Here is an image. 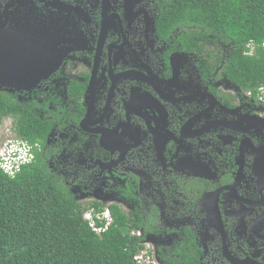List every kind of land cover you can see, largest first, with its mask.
<instances>
[{
	"label": "flooded vegetation",
	"instance_id": "obj_1",
	"mask_svg": "<svg viewBox=\"0 0 264 264\" xmlns=\"http://www.w3.org/2000/svg\"><path fill=\"white\" fill-rule=\"evenodd\" d=\"M20 17L57 66L0 91L41 121L48 178L120 208L156 264H264V102L228 78L231 43L164 24L161 0H0L1 29Z\"/></svg>",
	"mask_w": 264,
	"mask_h": 264
},
{
	"label": "trees",
	"instance_id": "obj_2",
	"mask_svg": "<svg viewBox=\"0 0 264 264\" xmlns=\"http://www.w3.org/2000/svg\"><path fill=\"white\" fill-rule=\"evenodd\" d=\"M161 22L186 25V36L231 43L228 78L254 97L264 86V0H161ZM254 42L253 54H247ZM12 116V131L35 145L44 127L27 106L0 91V121ZM37 157V156H36ZM83 206L47 175L41 159L11 176L0 167V264H137L144 247L117 206L114 221L102 234L92 230ZM164 264H192L170 260Z\"/></svg>",
	"mask_w": 264,
	"mask_h": 264
},
{
	"label": "water",
	"instance_id": "obj_3",
	"mask_svg": "<svg viewBox=\"0 0 264 264\" xmlns=\"http://www.w3.org/2000/svg\"><path fill=\"white\" fill-rule=\"evenodd\" d=\"M42 24L20 17L8 29L0 28V90L30 88L39 77L44 76L43 69L40 70L38 65L50 67L46 74L57 66V61L44 58L48 47L54 51L55 42L52 38L48 41L47 31ZM50 58H53L52 55Z\"/></svg>",
	"mask_w": 264,
	"mask_h": 264
},
{
	"label": "built area",
	"instance_id": "obj_4",
	"mask_svg": "<svg viewBox=\"0 0 264 264\" xmlns=\"http://www.w3.org/2000/svg\"><path fill=\"white\" fill-rule=\"evenodd\" d=\"M254 42H251L248 47L251 50L247 54H253ZM258 98L264 102V86L258 90ZM8 137L0 138V167L9 175L14 176L23 165L33 162L34 145L18 138L8 128ZM13 134V136H10ZM84 218L88 221L89 226L98 234L105 232L113 223L114 218L109 207L101 210H96L94 207L88 208L84 213ZM153 257H146L143 251L138 252L134 259L137 264H156L152 261Z\"/></svg>",
	"mask_w": 264,
	"mask_h": 264
},
{
	"label": "rangeland",
	"instance_id": "obj_5",
	"mask_svg": "<svg viewBox=\"0 0 264 264\" xmlns=\"http://www.w3.org/2000/svg\"><path fill=\"white\" fill-rule=\"evenodd\" d=\"M6 120H4V122L0 121V124H1L0 125V138L8 137V134H9L8 128L13 127V126H11L12 120H8L7 118H6ZM10 136H13V134H11Z\"/></svg>",
	"mask_w": 264,
	"mask_h": 264
}]
</instances>
